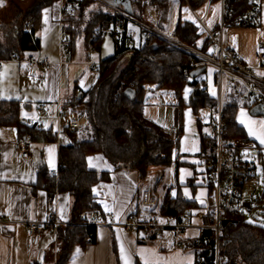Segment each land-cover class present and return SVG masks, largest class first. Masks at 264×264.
I'll use <instances>...</instances> for the list:
<instances>
[{"label": "crops", "instance_id": "0c3cea01", "mask_svg": "<svg viewBox=\"0 0 264 264\" xmlns=\"http://www.w3.org/2000/svg\"><path fill=\"white\" fill-rule=\"evenodd\" d=\"M194 1L198 3V0ZM93 5L86 8L84 18L88 12H92L93 17L104 11H97ZM219 10V4H213L212 14L215 17L211 16L212 25L218 19ZM69 16H62L61 0H54L41 10L39 19L21 17L18 24H11L16 15L11 14L9 3L0 4V57L3 59L0 65V100L17 101L21 105L22 120L18 128L3 122L6 114L0 113V264H57L58 259L55 257L59 246L54 234L47 229L40 244L33 246L27 233V224L45 223L49 213L55 210L63 224L73 217L74 196L68 191L55 188L54 197L51 198L46 185L48 179L46 175L41 176V173L44 171L53 175L51 171L60 166L61 146L72 144L75 140L73 132L67 129L70 117L86 116L79 111L65 109L66 115L61 122L62 132L58 136L57 122L52 119L57 114L58 105L61 103L66 107L68 99L75 96L77 87L84 92L88 91L99 75V70L89 71L88 63L92 59L100 62L104 59L101 54L102 44L91 51L90 44L87 45L84 36L79 35L73 44L71 42L72 55L67 63H60L62 26ZM183 19L192 20L191 17ZM29 20H33L30 29L25 25ZM80 36L84 40L82 50L77 49ZM223 38L225 44L233 48L245 64L257 66L258 45L264 43V0L256 26H228ZM27 58H48L52 65L49 69L43 66L32 67L25 61ZM208 69L215 72L212 68ZM256 72L264 76V69L257 68ZM93 75H96V80L92 82ZM215 80L213 75L208 76V88L213 96L218 94ZM39 105L44 106V114L49 117L44 121L42 130L37 128L42 115ZM242 111L246 114L243 118L245 123H241ZM237 122L244 127L249 141L245 143L237 139L235 144L257 148L260 150V158H264V143L258 138L264 136V114H253L251 108L243 105L238 109ZM250 128L253 134H250ZM49 130L55 134L54 139L49 138L52 136H49ZM76 135L81 137L78 133ZM25 138L33 142L31 156L19 163L14 144ZM181 160L189 165L176 171L175 185L180 186L185 199L195 200L199 206L205 205L207 198L204 196L206 192L209 194V182L203 177V168L199 166L198 158L185 156ZM87 162L91 170L107 176V179L100 180L92 188L101 206L99 215L89 217L90 222L97 226L96 242L85 247L75 246L69 264H124L122 247L131 264H145V260L148 264H201L192 246L203 230L200 220L186 222L180 232L172 226L165 227L155 237L150 236L144 227L124 230L120 223L126 221L130 210L139 206L143 195L152 194L151 191L146 188L139 191L141 180L137 170L115 167L101 152L89 154ZM181 171L186 173L182 180ZM56 181L57 177L55 184ZM109 213H115L114 221L109 218Z\"/></svg>", "mask_w": 264, "mask_h": 264}, {"label": "trees", "instance_id": "16d2710c", "mask_svg": "<svg viewBox=\"0 0 264 264\" xmlns=\"http://www.w3.org/2000/svg\"><path fill=\"white\" fill-rule=\"evenodd\" d=\"M72 1V0H67ZM133 15L140 17L143 9L142 0H130ZM170 0H155L160 7L166 8ZM201 2L198 1L196 5ZM250 0H238L236 13L240 12ZM91 1L81 3L79 17L69 16L64 20V31L72 36V44L77 36L83 35L86 44L100 47L105 36L93 39V33L104 27L113 26L121 19L123 27L126 20L118 14L106 11L98 12L89 21H84V11L92 5ZM36 7L31 13L35 20L41 17ZM164 21V18H163ZM84 24L83 29L79 26ZM258 23L251 25L256 26ZM248 27V26H247ZM174 32L188 44L195 45L200 38L198 28L192 22H183L181 17ZM30 36V35H29ZM116 53L113 57L100 63L96 83L85 92L84 97L76 98L65 109L79 111L87 116L88 133L80 138L75 135L72 144L63 145L60 149V175L55 184V176L42 172L48 179L46 185L50 197H54L55 188L68 191L74 196V207L71 220L63 224L59 231V256L57 264H69L75 246L85 247L96 242L97 226L90 218H81V212L91 214L101 211L93 186L100 180L107 179L105 174L88 167V155L101 152L115 167L132 168L138 171L141 185L148 180L149 169L153 166L175 165L176 171L189 163L180 157L190 156L180 153V136L184 131L182 109L189 106L195 114L203 108L212 110L209 125L218 110V94L213 96L208 88L210 71L205 65H195L198 58L168 42L153 37L142 45L141 51L124 54V39H114ZM208 42L202 49L206 50ZM1 56V52H0ZM218 81L217 73H212ZM190 86L192 92L188 104L182 98V91ZM132 88L135 95L126 96L125 90ZM167 89L174 93L179 101L178 134L167 132L162 125L148 119L144 113L146 96L150 92ZM243 106L238 99L227 94L223 98L222 113L225 125L224 139L227 148L237 155L242 146L235 144L237 139L248 142L249 138L243 126L237 122L238 109ZM252 109V108H251ZM21 105L17 101L0 100V113L6 114L3 122L16 126L22 125ZM201 135L200 148L195 157L212 155L216 151L217 137L213 133L204 135L202 123L199 121ZM50 139L55 134L49 130ZM45 135V132L43 133ZM209 194L213 185L209 183ZM195 200L185 199L179 185H171L165 189L160 203V211L173 218L177 223L184 222V215L193 209L200 208ZM243 215L225 223L221 228L220 254L225 258L219 264H264V228L244 221ZM199 242L193 241V248L202 264H215V232L203 229ZM137 264H141L138 262Z\"/></svg>", "mask_w": 264, "mask_h": 264}, {"label": "built area", "instance_id": "2783aa9c", "mask_svg": "<svg viewBox=\"0 0 264 264\" xmlns=\"http://www.w3.org/2000/svg\"><path fill=\"white\" fill-rule=\"evenodd\" d=\"M67 0H61L62 16L71 15L79 17L81 13V3L87 0H72L68 4ZM93 4L103 7L104 11L118 14L126 20V27L122 26L121 19H118L113 26L104 27L93 33V39L101 36L113 35L116 39H124V54H134L141 51L142 45L150 41L153 37L162 39L169 44L176 46L193 56L198 58L195 65H205L214 69L217 73L218 81V110L213 119L212 133L217 137L216 151L212 155H206L198 158V164L203 168L202 174L209 183L213 185L212 193L205 205L200 208L193 209L184 215V222L177 223L173 218L160 211V202L155 196L145 193L141 198L139 206L130 210L125 222L120 225L126 231H132L136 227H144L150 236L155 237L159 232L168 226H172L177 232L185 226L186 222L200 220L202 229H211L215 232V264H219L220 260L225 257L220 254V235L222 226L241 215L245 211H253L259 207V202L253 197L247 198L245 188L249 182L260 175L257 172L256 165L247 162L241 155L235 154L227 148L228 141L224 139L225 125L223 122L222 102L225 97L224 87L227 81V94L238 99L242 105L253 108L255 105H264V76L256 72L257 68L264 69V43H259L256 59L257 66L245 64L239 57L237 52L225 44L223 34L228 26L247 27L258 23L261 14L263 0H250L240 12L236 13L238 0H201L196 5L194 0H181L182 6H185L190 12L192 20H184L183 22H192L200 33V38L195 45L188 44L183 41L174 30L165 29L161 16V7L155 0H142L143 9L140 17H136L133 13H128L113 0H88ZM200 1V0H198ZM218 3L220 6L217 21L212 25L208 23V18L212 14L213 4ZM201 10V11H200ZM28 29L33 25V20L25 22ZM60 38V63H67L72 55L71 41L72 36L64 31L62 26ZM202 40V43L199 42ZM208 42V47L203 50L201 47L204 42ZM199 44V45H198ZM91 51L96 50L95 44H90ZM3 59L0 57V65ZM25 61L32 67L43 66L49 69L52 62L46 59L27 58ZM100 60L92 59L88 63L89 71L96 72L100 68ZM85 92L77 87L75 96L68 99L70 104L76 98L84 97ZM39 111L42 113L39 118L37 128H44V121L49 117L44 114V106L39 105ZM264 114V113H263ZM66 115L65 107L60 103L58 105L57 114L52 117L57 122L59 136L62 132V119ZM89 121L87 116L74 115L70 117L67 123V129L70 132H76L81 136L88 133ZM174 132L178 134V109H177V125ZM33 142L27 138L19 139L15 142L14 147L17 153V161L19 163L30 158ZM51 173L59 179L60 166L51 171ZM162 174L159 175V178ZM185 198V197H184ZM99 211L91 214L81 212V218H89L90 216L99 215ZM109 218L115 220V213H109ZM2 216L0 214V220ZM63 226V221L57 210L52 211L48 215L47 222L36 223L29 222L27 224V233L31 245L38 246L41 237L47 229L54 234L59 246V231ZM197 243L199 242L196 240ZM199 245L201 243L199 242ZM58 251V250H57ZM58 254V252L56 253ZM58 259V255L55 257ZM203 263L202 260L200 261Z\"/></svg>", "mask_w": 264, "mask_h": 264}, {"label": "rangeland", "instance_id": "374dc122", "mask_svg": "<svg viewBox=\"0 0 264 264\" xmlns=\"http://www.w3.org/2000/svg\"><path fill=\"white\" fill-rule=\"evenodd\" d=\"M54 0H0V4H8L11 14H15L16 17L12 19V23L20 22V18H32L30 13L38 6L42 5L40 9L43 10L49 4H52ZM158 4V3H157ZM95 8L97 11L103 9L102 6L95 3ZM161 16L164 18L165 29L174 30L180 17H192L190 12L187 11L185 6H182L181 0H170L166 8L161 7ZM215 17L214 13L211 14ZM208 18V23L211 24L212 18ZM92 18V12H88L85 16L84 21H89ZM10 24V25H11ZM84 24L79 26L81 29ZM241 28V27H238ZM84 40L80 36L77 40V49H83ZM199 45V44H198ZM116 53L115 40L111 34L105 36L102 41L101 54L103 59H108L113 57ZM212 75L210 70L209 75ZM97 75V74H96ZM96 75H93L92 82L96 80ZM227 81L224 87L225 98L227 95L226 91ZM210 91H212L210 84ZM192 89L190 86H186L182 91V98L185 103L188 104L190 94ZM146 105L144 107L145 116L160 125L169 132L171 135L175 136L174 129L177 125V105L179 104L178 99L174 93L167 89H160L154 92H150L146 96ZM212 110L210 108H203L198 114H195L189 106H184L182 109L183 126L184 131L180 136V153H187L190 158L196 155L200 148V131H199V121L202 123V132L204 135H210L212 133V126L208 123L211 119ZM259 149L252 147H241L240 154L245 161L254 163L257 166L259 177L253 178L248 186L245 188V195L247 198L253 197L259 202V207L253 211H245L243 215L244 221L249 224L257 225L264 228V158H260ZM185 157V156H182ZM180 157V160L181 158ZM182 161V160H181ZM185 162V161H184ZM162 176L159 178V175ZM186 176V173L181 171L180 179L182 180ZM176 167L171 166H156L149 169L148 180L143 184V188L150 190L151 193L160 201L163 200L165 195V189L169 188L171 185L176 184ZM207 180V179H206ZM208 181V180H207ZM203 190V189H202ZM204 191H202L203 193ZM207 199L209 194L204 196ZM205 199V202L207 201ZM206 204V203H205ZM202 223H200L201 225ZM59 255V250H58Z\"/></svg>", "mask_w": 264, "mask_h": 264}, {"label": "water", "instance_id": "95a60500", "mask_svg": "<svg viewBox=\"0 0 264 264\" xmlns=\"http://www.w3.org/2000/svg\"><path fill=\"white\" fill-rule=\"evenodd\" d=\"M116 4L121 5L125 11H127L128 13H132L133 9H132V4L130 0H113ZM125 95L126 96H133L135 95V90L132 88H127L125 90ZM251 112L253 114L259 115V114H263L264 113V105L258 104L255 105L252 109Z\"/></svg>", "mask_w": 264, "mask_h": 264}, {"label": "snow or ice", "instance_id": "6c2138e0", "mask_svg": "<svg viewBox=\"0 0 264 264\" xmlns=\"http://www.w3.org/2000/svg\"><path fill=\"white\" fill-rule=\"evenodd\" d=\"M245 115L246 114L242 111L241 112V123H245V120L243 119L245 117ZM262 123H264V122H262ZM249 131H250V134H253L251 128L249 129ZM258 138L261 140V143H264V136H261ZM121 256H122V259L124 260V264H131L130 258L126 255L123 247L121 248ZM145 264H148L147 260H145Z\"/></svg>", "mask_w": 264, "mask_h": 264}]
</instances>
